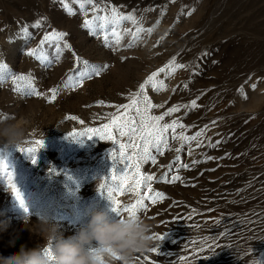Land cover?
<instances>
[{
	"label": "rangeland",
	"instance_id": "1",
	"mask_svg": "<svg viewBox=\"0 0 264 264\" xmlns=\"http://www.w3.org/2000/svg\"><path fill=\"white\" fill-rule=\"evenodd\" d=\"M113 8L133 14L137 23L96 19L110 21ZM85 20L93 21L92 29ZM138 27L143 31L129 47ZM52 32L67 35L41 44ZM173 59L185 67L166 68L155 78L166 86L162 91L152 85L144 90L153 105H162L150 114L179 106L161 124L182 123L177 136L204 135L185 143L173 140L169 130L163 154L152 149L154 162H140L144 175L156 177L152 192L142 185L140 195L160 192L166 198L145 200L148 211L138 215L165 239L157 240L156 252L137 255L135 264H264V0H95L84 9L75 0H0V64L6 65L0 121L16 120L26 128L20 149L44 141L35 153L0 144V254L43 244L35 227L41 215L53 217L65 238L87 226L94 211L120 218L107 194L124 175L133 177L134 169L126 166L132 161L120 157L119 145L129 139L115 129L114 139L87 130L110 123L140 85ZM85 69L89 75L81 77ZM21 75H30L31 84L17 79ZM30 88L41 95H26ZM52 89L56 100L49 103ZM134 151L139 149L125 154ZM165 173L169 180L182 179L165 182ZM13 184L32 224L24 223ZM113 195L122 206L138 198L128 191Z\"/></svg>",
	"mask_w": 264,
	"mask_h": 264
},
{
	"label": "snow or ice",
	"instance_id": "2",
	"mask_svg": "<svg viewBox=\"0 0 264 264\" xmlns=\"http://www.w3.org/2000/svg\"><path fill=\"white\" fill-rule=\"evenodd\" d=\"M63 2V0H62ZM76 3L80 5L81 9L85 8V5H93L95 3V0H75ZM64 7L67 10L69 14H73V9L69 7L67 3H64ZM112 17L109 21L108 17H101L97 16V20H103L105 23H112L114 25L119 24L121 21H131L134 24L137 23L136 17L133 14L123 15L120 14L117 9L113 8L111 9ZM191 15V13H188ZM105 23H101L98 25V27L102 30L105 29ZM85 27H89L90 29L93 28V21L92 20H85L84 21ZM35 27H40V22L38 21L35 25ZM129 32H132L131 29H128ZM143 31L141 28H137L134 33H132L133 40L132 43L129 44V47H132L135 45L136 40L139 38V34ZM149 32L152 31V29H148ZM23 32L27 34L28 29L25 27L23 29ZM93 34H95V29H93ZM112 34L117 37V41L120 39L119 33L115 32L113 30ZM66 33L61 32H52L50 34H46L44 38L41 41V44H44L48 41H60L63 40V38L66 36ZM107 38V37H106ZM66 47H71L70 45H66ZM29 55H35V52H30ZM38 59L41 57H37ZM87 61H84L83 64L87 65ZM185 65L183 64H176L175 60L169 62L166 67H162L157 72L152 73L147 80L140 85V92H138L133 98L130 104H125L120 106L122 108V112L120 114H114L112 117H110V123L104 124L103 128L100 129H93L89 128L87 132L89 134H97L100 136L101 139H114L113 136V129H115L120 137H128L129 143L124 144L120 143V157L129 161H132L131 164L126 165L127 167L134 169L133 177H130L129 175H124L121 181V184L117 186L115 189L110 188L108 191V197L113 203V211L117 213V215L123 217L125 216V213H127L128 216H134L138 215L139 213H147L148 211V205L145 203V200L151 201L152 204H156L159 201H162L166 197L163 193L160 192H154L151 195H140V188L143 185L147 192H152L151 182L156 179L153 175H144L141 172L140 169V162L141 161H147L149 159H152L154 162V157L151 155V150L155 149L160 154H163V149L168 147V138L167 135L169 133V130H171L172 133V139L177 140L180 139L184 141L185 143H189L190 141L197 140L198 137H201L204 135V132H197L194 136H185L183 134L177 136L176 135V128L179 127L183 129L185 126L182 123H179L176 120H173L171 123H163L165 116H171L172 113L178 112L179 106L169 108L163 115H151V110L153 108L162 107V105H153L149 98L146 95H143L144 90L147 85H152L157 92L162 91L166 86L162 83L155 80L156 77L160 75V73H163L166 71V68L175 70L176 68H184ZM6 69V65L0 64V80H3L5 78L4 76V70ZM95 74L99 75L100 71L99 69L95 70ZM79 75L81 77L88 76L89 73L85 69L84 71L80 72ZM19 80L27 81L29 84H31V77L21 75L17 77ZM187 87V85H185ZM255 88V85L252 86ZM19 90V89H18ZM56 89H52V95L49 98L48 102L52 103L56 100ZM26 95H36L40 96L41 93L35 91V89H31L26 92ZM142 97V99H141ZM101 104L103 102H100ZM143 105L141 107L140 105ZM191 107H196V101L193 100L191 103ZM7 118V117H5ZM70 119H77L76 117H70ZM83 123V121H81ZM81 135H84V133H81ZM140 140L141 144L134 143V140ZM44 146L43 140H36L34 142V145L32 147H28L26 149H20L21 151H25L28 153H35L38 148H42ZM128 148H132L134 150L139 149L138 152L134 151L133 155H126L125 150ZM177 152L180 151V149H176ZM113 159H116V154L113 153ZM176 161H179V157L176 158ZM35 162V161H33ZM182 167L188 168L189 165L183 164ZM169 170H171V165L169 166ZM111 179L115 180L116 177L112 176ZM132 179V183L129 184V180ZM165 182H171L175 183L176 181H180L182 178L179 175H175L171 178V180L168 179L167 173L164 174V176L161 177ZM12 191L15 195V198L17 201H19L20 206L24 208L25 213H28V209L25 206V201L23 198V195H21L20 189L15 185H11ZM105 188V185L102 183L100 185V189L103 190ZM113 191H119L121 194L123 192H135L137 195V201L134 204L130 205H124L122 206L120 204V201L113 195ZM154 237L157 240H164V235H158L154 233ZM156 247H153L151 252H156ZM45 255L49 256L50 260L55 262V257L52 255L51 248L44 249ZM119 259V257H117Z\"/></svg>",
	"mask_w": 264,
	"mask_h": 264
},
{
	"label": "clouds",
	"instance_id": "3",
	"mask_svg": "<svg viewBox=\"0 0 264 264\" xmlns=\"http://www.w3.org/2000/svg\"><path fill=\"white\" fill-rule=\"evenodd\" d=\"M26 131L16 120L0 121V144L20 149L26 143ZM24 223L32 224L30 214H25ZM35 227L43 244L34 248L21 245L18 252L0 254V264H113L114 260L135 264L137 255L150 253L157 244L154 225L139 215L111 220L107 213L97 210L91 213L87 226L68 238L48 215H41ZM17 239L19 232L10 245L14 246ZM46 248H51L55 262L45 255Z\"/></svg>",
	"mask_w": 264,
	"mask_h": 264
}]
</instances>
